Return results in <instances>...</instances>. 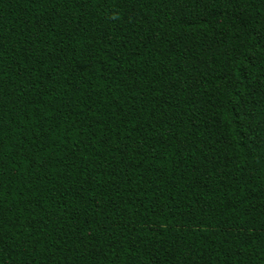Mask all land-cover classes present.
<instances>
[{"label": "trees", "instance_id": "16d2710c", "mask_svg": "<svg viewBox=\"0 0 264 264\" xmlns=\"http://www.w3.org/2000/svg\"><path fill=\"white\" fill-rule=\"evenodd\" d=\"M0 264H264V0H0Z\"/></svg>", "mask_w": 264, "mask_h": 264}]
</instances>
